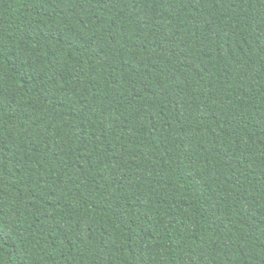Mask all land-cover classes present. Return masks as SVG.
I'll list each match as a JSON object with an SVG mask.
<instances>
[{
  "label": "trees",
  "instance_id": "1",
  "mask_svg": "<svg viewBox=\"0 0 264 264\" xmlns=\"http://www.w3.org/2000/svg\"><path fill=\"white\" fill-rule=\"evenodd\" d=\"M0 264H264V0H0Z\"/></svg>",
  "mask_w": 264,
  "mask_h": 264
}]
</instances>
